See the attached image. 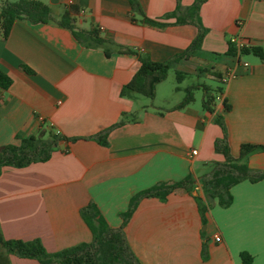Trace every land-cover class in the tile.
Listing matches in <instances>:
<instances>
[{
	"label": "crops",
	"instance_id": "obj_1",
	"mask_svg": "<svg viewBox=\"0 0 264 264\" xmlns=\"http://www.w3.org/2000/svg\"><path fill=\"white\" fill-rule=\"evenodd\" d=\"M39 1L50 8L49 22L16 20L7 38L0 35V71L11 79L7 89L0 88V151L24 138L45 137L50 129L78 140H61L44 162L2 169L3 237L39 239L49 253L88 244L93 236L81 210L90 203L112 228H119L120 214L137 193L191 176L190 192L179 188L164 201L141 198L124 225L140 264H242L241 253L252 257L249 264H264V179L233 186L227 208L207 201L201 188L214 163L224 162L214 149L223 137L217 115L224 117L232 157L239 155L242 144L264 145V62L226 54L232 38L237 48L264 50V0H205L199 11L205 30L200 50L171 67L183 79L206 75L224 83L211 113L202 106L204 82L188 87L181 82L175 90L183 95L164 98L165 108L120 95L140 63L119 48L154 62L172 60L191 45L197 27L176 24L167 15L195 0H137L146 17L167 23L163 27L142 23L129 0H76L72 7L66 0ZM65 14L77 30L96 29L110 41L111 55L106 57L100 47L82 46L58 24ZM230 72L234 77L224 81ZM187 89L203 91L200 105L178 108ZM123 113L135 114L138 121L111 129L107 146L91 138L119 122ZM192 151L197 154L191 156ZM247 163L253 174L264 175V152L251 154ZM197 199L206 206L202 214ZM215 234L220 243L213 241ZM9 261L40 264L15 255Z\"/></svg>",
	"mask_w": 264,
	"mask_h": 264
},
{
	"label": "trees",
	"instance_id": "obj_2",
	"mask_svg": "<svg viewBox=\"0 0 264 264\" xmlns=\"http://www.w3.org/2000/svg\"><path fill=\"white\" fill-rule=\"evenodd\" d=\"M132 10L141 15V22L157 27L166 26L167 23L146 17L137 0H129ZM179 1V0H178ZM205 0H195L194 3L185 9L180 5L175 12L167 15V18H175L176 24H193L197 27V34L191 45L181 54L166 62H154L148 57L140 55L131 49L119 48V52L136 55L140 66L131 80L121 89V97L133 99L136 96H144L154 100L156 87L166 80L168 71L174 63L183 58H189L200 50L205 30L199 22V11ZM16 20H25L31 24L47 23L51 20L50 8L39 0H0V35L7 38L13 23ZM134 20V19H132ZM58 24L69 29L73 37L84 47L102 48L106 57L111 55L110 41L99 37L96 29L88 31L77 30L71 23L68 15L60 18ZM227 55L237 57L253 55L264 62V50L256 46H244L237 48L231 41L228 43ZM30 73V69L24 67ZM176 81L181 83L184 74L176 72ZM11 84V79L0 71V88L7 89ZM176 90L179 87L175 88ZM193 101L191 89L186 90L184 100L177 106L182 108ZM214 96L208 87H204L202 106L208 112H213ZM225 111H229L231 106L223 102ZM127 121H138L135 114H122L119 122L105 131L91 137L99 144L107 146V136L111 129L124 125ZM215 122L221 127L223 137L215 142L214 149L224 156V162L214 163L211 173L201 180L203 195L207 201L217 200L222 208H227L232 203L230 189L244 180L258 182L264 179L262 174H253L248 167L247 160L251 154L264 152V145L245 143L240 146L239 155L234 158L230 154L228 146L227 131L224 117L217 115ZM61 140L74 142L78 138H67L48 130L45 137H28L20 140L17 145L9 144L0 151V174L4 167L23 168L31 163L44 162L49 159L52 152L57 150ZM194 180L191 176L182 181L174 183H159L150 189L143 190L133 196L130 200L127 211L120 214L122 226L112 228L100 213L98 207L90 203L81 210V216L89 227L93 239L91 243H82L59 252L49 253L39 239L24 241L21 239H5L0 229V264H10L9 256L15 255L24 259H35L40 264H140L136 256L131 251L125 238L123 227L132 215L138 201L141 198L155 197L162 201L167 196L179 188L190 192L193 189ZM201 214L206 210L202 200L197 199ZM242 264H249L252 257L247 253H241Z\"/></svg>",
	"mask_w": 264,
	"mask_h": 264
},
{
	"label": "rangeland",
	"instance_id": "obj_3",
	"mask_svg": "<svg viewBox=\"0 0 264 264\" xmlns=\"http://www.w3.org/2000/svg\"><path fill=\"white\" fill-rule=\"evenodd\" d=\"M10 2H16L18 0H9ZM254 56L252 55H248V56H241V60L242 61H247L249 60V58L253 59ZM255 59V58H254ZM221 62V61H218ZM175 71L173 68H170L168 71V76L166 78V80H164V82L159 86L158 89V94L155 98V100H150L149 98H146L144 96H136L139 99L145 101L146 104H155L157 106H168L167 102H164V98H172L173 100L181 95H183V93H176L175 88L177 86H179V83H177L176 81V75H175ZM181 87H188L191 86L194 83L197 82H204L205 85L208 87L210 93L214 96L215 98V102L218 103V96H219V92L220 90H224L225 86L224 83H222L221 81H219L217 78H208L206 75L205 77H192V76H188L185 77L183 79V81H181ZM203 91L200 90H195L192 92V95L195 96V101H191L189 104L190 105H200L199 104V98L202 96Z\"/></svg>",
	"mask_w": 264,
	"mask_h": 264
},
{
	"label": "built area",
	"instance_id": "obj_4",
	"mask_svg": "<svg viewBox=\"0 0 264 264\" xmlns=\"http://www.w3.org/2000/svg\"><path fill=\"white\" fill-rule=\"evenodd\" d=\"M75 1L76 0H66L65 4L67 7H72L75 4ZM253 1H259V0H253ZM230 41L235 42V39L232 38V39H230ZM232 77H234V72L227 73L226 77H224V81H226L228 78H232ZM196 154H197L196 151L191 152V156H195ZM213 241L215 243H220L222 241V239H221L220 235L215 234L213 236Z\"/></svg>",
	"mask_w": 264,
	"mask_h": 264
}]
</instances>
